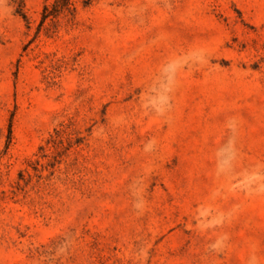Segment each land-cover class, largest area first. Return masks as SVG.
Returning a JSON list of instances; mask_svg holds the SVG:
<instances>
[{
    "label": "rangeland",
    "instance_id": "obj_1",
    "mask_svg": "<svg viewBox=\"0 0 264 264\" xmlns=\"http://www.w3.org/2000/svg\"><path fill=\"white\" fill-rule=\"evenodd\" d=\"M0 264H264V0H0Z\"/></svg>",
    "mask_w": 264,
    "mask_h": 264
}]
</instances>
